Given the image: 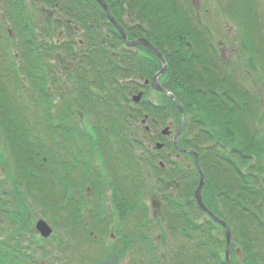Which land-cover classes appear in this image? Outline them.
Here are the masks:
<instances>
[{"label": "rangeland", "instance_id": "rangeland-1", "mask_svg": "<svg viewBox=\"0 0 264 264\" xmlns=\"http://www.w3.org/2000/svg\"><path fill=\"white\" fill-rule=\"evenodd\" d=\"M195 1L202 26L211 32L210 41L216 45L227 70L257 103L255 128L264 139V0ZM99 10L103 34L108 37L106 19L100 17ZM123 20L126 27L133 25L127 14ZM58 22L61 23V13L54 5L44 8L37 0H0V246L4 250L1 260L7 264H32V260L36 264H94L119 254V264H172L174 254L181 251L183 260L196 257V264L224 262V232H219L216 225L213 234L218 242L214 249L208 247L209 255L206 246H196L197 238L186 240L176 231L169 233L166 226L162 198L166 193L161 194L160 189L166 187L174 193L178 203L182 199L167 175L157 177L149 161L154 158L157 164L168 154L166 150H156L157 133L171 126V140L180 116L168 110V101L150 86L142 89L144 97L139 106H166L167 115L164 120L158 119V126L153 125L151 120L156 117L151 114L145 125H141L142 118L133 117L127 131L118 124L121 108L117 103L106 108V104L95 102L100 106L96 108L79 99L75 74L79 69L81 74L85 68L78 64L69 66L73 58L64 45L73 43V52L80 53L85 33L71 31L65 25L59 28ZM110 40L113 41L112 37ZM113 43L116 49H111L116 53L126 48ZM132 53L149 58L140 48H133ZM82 77L87 81L88 76ZM139 84L142 88L144 80ZM130 106H137L132 96ZM41 115L47 118L46 122L39 120ZM190 118L186 115V121ZM46 123L52 126L51 131L46 130ZM146 126L151 131L144 135L142 130ZM13 133L19 137H11L10 146L8 136ZM26 133L33 146L48 147L56 156L50 157L49 152L37 148L33 153L35 162L30 155L25 157L23 149L14 142L16 138L27 140V135L20 136ZM171 155L175 160L176 154ZM178 164L182 168L193 167L192 159L186 156H181ZM249 168L250 165L244 172ZM62 173L65 176L59 182ZM94 183L98 189L93 187ZM116 189L126 195L129 205H138L137 209L128 210L124 222L115 203ZM203 196L210 198L205 192ZM76 203L80 204V211ZM211 206L214 210V204ZM141 210L146 215L143 228ZM190 215L197 223L207 222L193 202ZM38 220L52 227L49 239L36 233ZM256 233L261 242L255 247V263L264 264V233L258 228ZM240 241V234L233 233V249L240 246ZM184 246L186 249L182 250ZM213 252L217 256H211ZM232 264L252 262L233 254Z\"/></svg>", "mask_w": 264, "mask_h": 264}, {"label": "trees", "instance_id": "trees-1", "mask_svg": "<svg viewBox=\"0 0 264 264\" xmlns=\"http://www.w3.org/2000/svg\"><path fill=\"white\" fill-rule=\"evenodd\" d=\"M49 1L43 0L45 4ZM107 1L119 23L125 25L123 17L126 14L127 19L133 22L127 29L131 40L146 37L165 57L168 68L163 76V86L183 105L186 115L191 116L184 129L186 136H182L179 144L200 155L206 175L204 192L210 195L206 203L210 206L216 199L221 201V218L236 228V234H240V247L245 261L250 259L252 264H256L255 247L261 242L256 229L264 233V139L255 128L257 103L250 92L229 73L218 55L216 45L209 42V30L201 25L188 0ZM99 9L92 0H60L61 24L68 26L71 31H76V26L85 33L82 51L75 53L71 49L70 52L75 63L85 68L81 74L80 69L77 72L79 97L96 108L100 106L94 105L95 102L106 104V108L117 103L122 108L118 124L127 131L131 127V119H143L147 114H152L157 121L164 120L166 106L150 103H142V108L139 105L130 106V96L141 90L138 81L152 79L161 69L160 62L148 51L146 53L150 59L129 50L120 53L113 51L111 47L116 49L113 42L123 44L122 39L106 21L109 36L103 34L104 22L100 24ZM99 11L100 17L105 18L102 10ZM83 75L88 76L87 81ZM142 88L145 89L144 86ZM164 97L169 103L168 110L171 109L179 117L174 103L167 96ZM142 133L148 134L145 131ZM28 134L20 135H27V140L16 138L14 143L20 150L23 149L25 157L30 155L35 162L33 153L37 146L31 144ZM187 135L191 138L188 139ZM157 137L164 142L168 152H176L172 142L159 134ZM134 144L139 145L137 142ZM164 159L172 167L170 176L176 177L188 189V182L191 181L186 179H194L191 171L179 169L171 159ZM249 165L250 168L244 172ZM154 169L158 173L166 171L157 166ZM192 189L179 195V199L187 203L186 207L175 203L174 211L166 215L169 229L189 241L196 240L194 236L201 229L187 212L190 206L186 209L194 202ZM79 207L77 203L78 211ZM212 231L206 232V240L211 241L212 245L206 240V244L196 245L203 246V249L206 246L207 255L208 247H216ZM2 248L0 246V264H7L1 260ZM182 253L179 251L175 255L179 259ZM213 253L211 256H217ZM196 259L193 257L185 261L181 258L174 264H196ZM220 264L224 262L220 261Z\"/></svg>", "mask_w": 264, "mask_h": 264}, {"label": "water", "instance_id": "water-1", "mask_svg": "<svg viewBox=\"0 0 264 264\" xmlns=\"http://www.w3.org/2000/svg\"><path fill=\"white\" fill-rule=\"evenodd\" d=\"M98 3L101 4V6L104 8L106 14H107V17L109 19V21L116 27V29L120 32V34L122 35L123 39H124V42L125 44L128 46V47H135V46H144L146 47L147 49H149L157 58H159V60L162 62V70L160 72H158L155 77L153 78V88L158 91V92H161V93H164L166 94L167 96H169L173 101L174 103L176 104L177 108L179 109L180 111V114H181V123H180V128L177 132V134L175 135L174 137V142H175V145L177 146L178 143V138L183 130V127H184V116H185V112H184V108L183 106L175 99V97L173 96L172 93L166 91L165 89H163V87L161 86L160 82H159V77L161 75H163L166 70H167V63L165 61V59L163 58L162 54L151 44L149 43L146 39L144 38H141V39H138L136 41H133V42H130L128 40V37H127V33L125 31V29L119 25L117 23V21L114 19V17L112 16L110 10H109V7H108V4L105 2V0H96ZM148 83V82H147ZM142 93H140L139 95L135 96L133 98V100L135 102H140L141 98H142ZM162 134L164 136H167L170 134V129L169 128H166ZM157 148L161 149L162 148V145L158 144L157 145ZM185 151V150H183ZM187 153H191L195 156V162H196V166L199 170V173H200V184L196 190V193H195V197H196V200L198 201L199 203V206L216 222L220 223L221 225H223L226 229V240H227V245H226V264H231V258H230V241H231V232L229 230V228L227 227V225L225 224V222H223L222 220H220L219 218H217L214 214H212L204 205L203 201H202V195H201V192H202V188L205 184V175L203 173V171L201 170V167H200V164H199V158H198V155L197 153L193 152V151H185ZM37 231L43 236V237H49L51 234H52V229L49 227V225L43 221V220H40L38 223H37ZM118 261H119V257L118 256H114L113 258L111 259H108V260H104L98 264H118Z\"/></svg>", "mask_w": 264, "mask_h": 264}, {"label": "flooded vegetation", "instance_id": "flooded-vegetation-1", "mask_svg": "<svg viewBox=\"0 0 264 264\" xmlns=\"http://www.w3.org/2000/svg\"><path fill=\"white\" fill-rule=\"evenodd\" d=\"M219 228L221 229V226H219ZM220 229L218 230L219 232H221V230H220Z\"/></svg>", "mask_w": 264, "mask_h": 264}]
</instances>
